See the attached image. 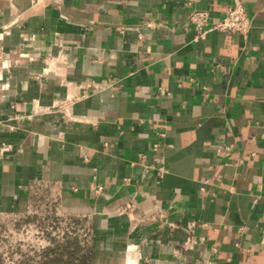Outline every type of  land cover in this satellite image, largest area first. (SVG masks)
I'll return each instance as SVG.
<instances>
[{
    "label": "crops",
    "instance_id": "1",
    "mask_svg": "<svg viewBox=\"0 0 264 264\" xmlns=\"http://www.w3.org/2000/svg\"><path fill=\"white\" fill-rule=\"evenodd\" d=\"M184 1L0 0V234L40 185L92 264H264V0Z\"/></svg>",
    "mask_w": 264,
    "mask_h": 264
},
{
    "label": "built area",
    "instance_id": "2",
    "mask_svg": "<svg viewBox=\"0 0 264 264\" xmlns=\"http://www.w3.org/2000/svg\"><path fill=\"white\" fill-rule=\"evenodd\" d=\"M198 2L199 0H185L184 4L189 8L187 15L188 21L195 27L200 37H203L207 32L213 30L230 34L237 33L245 38L248 36L252 28V21L247 7L242 0H232L227 5L222 17L213 21L211 20L210 11L199 8L197 6ZM36 190L38 196L36 204L23 218H14L12 221H9L2 229L0 235L3 236L7 231L16 233L19 229L26 233H35L38 235L37 241L39 242L38 248H36L38 250L37 252H44L45 249L53 246L60 240L64 241L73 237H79L83 245L90 244V223L84 218L76 219L63 214L54 205V202L57 200L48 198L43 187L37 185ZM134 210L135 205L130 201L118 209V213H132ZM157 219L165 221L168 225H175L173 221L169 220L167 213L159 212L152 216V220ZM58 224H61L62 228ZM186 230L188 237L182 245L183 248H187L196 242L195 223H189Z\"/></svg>",
    "mask_w": 264,
    "mask_h": 264
},
{
    "label": "rangeland",
    "instance_id": "3",
    "mask_svg": "<svg viewBox=\"0 0 264 264\" xmlns=\"http://www.w3.org/2000/svg\"><path fill=\"white\" fill-rule=\"evenodd\" d=\"M58 226L62 228L61 224H58ZM37 239V234L32 232L26 233L20 229L16 231V233L7 231L3 236L0 235V264L38 263L43 258L44 252H37L38 250L36 248H38L39 245ZM61 242H63V240L57 243ZM57 243L50 247H54ZM88 245L91 246V244ZM7 253L8 255H6Z\"/></svg>",
    "mask_w": 264,
    "mask_h": 264
},
{
    "label": "trees",
    "instance_id": "4",
    "mask_svg": "<svg viewBox=\"0 0 264 264\" xmlns=\"http://www.w3.org/2000/svg\"><path fill=\"white\" fill-rule=\"evenodd\" d=\"M34 264H92L91 246L83 245L79 237L69 238L48 248Z\"/></svg>",
    "mask_w": 264,
    "mask_h": 264
}]
</instances>
